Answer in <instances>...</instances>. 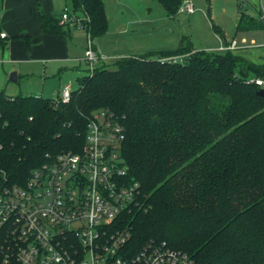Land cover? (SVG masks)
I'll use <instances>...</instances> for the list:
<instances>
[{"label":"trees","instance_id":"obj_1","mask_svg":"<svg viewBox=\"0 0 264 264\" xmlns=\"http://www.w3.org/2000/svg\"><path fill=\"white\" fill-rule=\"evenodd\" d=\"M157 1L169 17L183 2ZM71 7L88 17L81 26L92 40L107 32L103 0ZM261 23L241 9L236 29ZM68 24L76 27L43 17L41 28L62 35ZM113 65L80 76L66 103L0 91L8 184L22 185L61 154L81 153L92 113L109 110L123 127L126 178L140 186L136 204L112 225L128 231L131 254L153 243L185 252L191 264H264V57L197 51L183 36L174 49Z\"/></svg>","mask_w":264,"mask_h":264},{"label":"built area","instance_id":"obj_2","mask_svg":"<svg viewBox=\"0 0 264 264\" xmlns=\"http://www.w3.org/2000/svg\"><path fill=\"white\" fill-rule=\"evenodd\" d=\"M179 9L192 12L193 5L183 0ZM87 20L83 12L65 7L59 23L83 29L81 22ZM238 48L231 41L217 51ZM83 60L89 74L103 60L88 34ZM71 91L63 86L62 103L70 100ZM123 137L118 118L100 110L88 120L81 153L59 155L22 185H9L0 168V264H191L185 252L153 243L133 255L128 231L112 228L140 192L139 184L126 178L120 157Z\"/></svg>","mask_w":264,"mask_h":264},{"label":"crops","instance_id":"obj_3","mask_svg":"<svg viewBox=\"0 0 264 264\" xmlns=\"http://www.w3.org/2000/svg\"><path fill=\"white\" fill-rule=\"evenodd\" d=\"M108 1L110 0H103L108 30L105 36L102 35L103 39L101 37L93 40L100 55L110 53L114 59H118L130 53L141 55L176 47L174 46L177 43L176 36L173 35V31L157 32L160 26L159 20L152 17L153 1L111 0L117 6L114 24L108 18ZM242 1L241 9L250 16H259L262 23L247 25L244 30L237 31L241 10L238 6L234 33L230 37L227 36L214 51L235 41L240 48L234 53L253 62H260L264 55H260L256 50L259 48L264 50V44H258V41H264V16L261 12L256 16L248 10L252 0ZM258 1L260 5L264 4V0ZM245 5L247 9H244ZM65 7L72 9L71 0H0V34H4V37H0V91L6 94L10 91L9 96H14L17 95L15 88L18 86L20 89L18 94L25 90L23 95H30L27 90L31 89L32 80L37 79L42 84L49 76L59 75L71 66L77 68L86 47L85 31L68 24L63 27L62 35H49L41 28L43 17L59 19ZM112 25L115 29H112ZM106 61L108 60L103 57L101 62L106 64ZM13 72L15 80H10ZM57 96H60V93L56 94Z\"/></svg>","mask_w":264,"mask_h":264},{"label":"rangeland","instance_id":"obj_4","mask_svg":"<svg viewBox=\"0 0 264 264\" xmlns=\"http://www.w3.org/2000/svg\"><path fill=\"white\" fill-rule=\"evenodd\" d=\"M149 1H153L154 3L151 9L152 17L159 20L158 25L160 29L157 32L173 31V35L176 36L175 40L177 43L174 45L176 47L179 45L182 36H188L194 50L214 51L227 36L230 37L234 33L236 16L238 18L237 0H190L193 5V11L188 12L179 9L173 17H169L165 14L162 6L157 0ZM107 4L109 10L108 18L114 24L113 20L117 17V14L114 15V12L117 10V6H115L111 0L108 1ZM262 5H260L258 0H252L249 3L248 10L254 15L261 12V15L264 16V4ZM244 9H247L246 5ZM112 29H115V26L112 25ZM104 36H98L96 38L100 39L102 37L101 39H103ZM93 40H95V38ZM258 44H264V41H258ZM256 51L260 55H264V50L262 51L261 48ZM131 54L133 53L128 55ZM82 55L83 58L84 53H82ZM101 55L108 60L106 61L108 68L113 69V63L116 58L114 59L113 55H110V53H102ZM87 72V64L81 59L77 68L71 66L68 70L61 72L59 75L55 74L54 76H49L42 84L37 79L32 80V85L30 84L31 89L28 88L27 92L30 95H41L43 98L54 99L56 94L60 93L65 83L66 85L70 83L69 86L71 90L76 89L78 87L76 78L87 74ZM17 87L18 86L15 88V94H18L20 90ZM7 94L9 95L10 91H7ZM21 94H25V90H22Z\"/></svg>","mask_w":264,"mask_h":264},{"label":"water","instance_id":"obj_5","mask_svg":"<svg viewBox=\"0 0 264 264\" xmlns=\"http://www.w3.org/2000/svg\"><path fill=\"white\" fill-rule=\"evenodd\" d=\"M10 80H15V73L13 72V73H11V75H10V78H9ZM258 94L260 95V96H263L264 97V88L263 89H261L259 92H258Z\"/></svg>","mask_w":264,"mask_h":264}]
</instances>
